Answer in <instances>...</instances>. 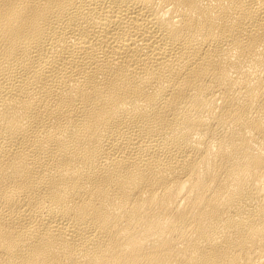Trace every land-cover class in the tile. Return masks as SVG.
I'll return each instance as SVG.
<instances>
[{
  "label": "bare ground",
  "instance_id": "bare-ground-1",
  "mask_svg": "<svg viewBox=\"0 0 264 264\" xmlns=\"http://www.w3.org/2000/svg\"><path fill=\"white\" fill-rule=\"evenodd\" d=\"M0 264H264V0H0Z\"/></svg>",
  "mask_w": 264,
  "mask_h": 264
}]
</instances>
